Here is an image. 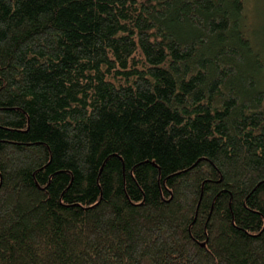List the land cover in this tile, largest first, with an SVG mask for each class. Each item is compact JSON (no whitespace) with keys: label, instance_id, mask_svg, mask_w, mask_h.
<instances>
[{"label":"trees","instance_id":"trees-1","mask_svg":"<svg viewBox=\"0 0 264 264\" xmlns=\"http://www.w3.org/2000/svg\"><path fill=\"white\" fill-rule=\"evenodd\" d=\"M246 2L0 0V264H264Z\"/></svg>","mask_w":264,"mask_h":264},{"label":"rangeland","instance_id":"rangeland-1","mask_svg":"<svg viewBox=\"0 0 264 264\" xmlns=\"http://www.w3.org/2000/svg\"><path fill=\"white\" fill-rule=\"evenodd\" d=\"M247 2V12L249 14V19L251 23L256 15L264 16V0H246ZM257 21V20H256Z\"/></svg>","mask_w":264,"mask_h":264}]
</instances>
